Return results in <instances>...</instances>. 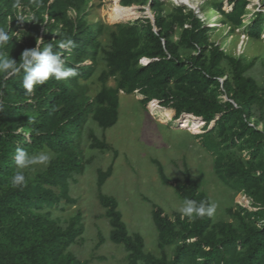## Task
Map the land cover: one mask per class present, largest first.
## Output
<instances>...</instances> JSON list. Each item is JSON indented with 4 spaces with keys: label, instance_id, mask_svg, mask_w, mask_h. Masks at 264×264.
Masks as SVG:
<instances>
[{
    "label": "trees",
    "instance_id": "16d2710c",
    "mask_svg": "<svg viewBox=\"0 0 264 264\" xmlns=\"http://www.w3.org/2000/svg\"><path fill=\"white\" fill-rule=\"evenodd\" d=\"M89 1L0 0V29L9 35L8 42L0 45V55L8 52L19 63L22 53L37 47L40 39L41 51L51 44L64 68L76 71L65 80L50 78L35 86L31 95L23 88V70L8 78L0 74V264H90L69 252L84 234L82 214L62 227L49 218L46 208L62 199L76 202L69 196V183L86 169L85 127L93 119L103 130L113 128L120 117L121 94L140 95L143 109L160 110L174 127L202 129L199 140L216 155L220 180L234 181L239 189L253 188L236 209L229 210L238 227L215 224L214 216L191 222L187 217L181 219L180 213L169 215L153 205L158 258L146 254L141 235L129 234L117 199L102 193L113 166L100 170L98 200L112 229L110 241L126 249L128 264H264V162L252 168L219 155L220 149H243L244 144H248L251 160L264 151V133L252 122L255 109L264 119V89L245 76L247 68L240 59L229 60L233 80L224 77V50L210 41L214 28L190 0H182L179 15L171 21L161 13L165 0H116L109 11L116 23L110 51H103L104 24H93L87 18L92 7ZM246 9V0H225L212 6L224 19L222 24L233 26L242 24ZM27 14L34 22L43 21L39 35V27L29 26ZM22 17H26L25 24ZM122 20L129 23L127 28ZM186 22L181 45L175 44L177 26ZM22 28L34 33L24 45L16 38ZM263 28L264 20L256 18L247 27L248 36L259 38ZM65 39L73 40L75 46L61 49ZM180 46L193 51L188 60L182 59ZM101 52L108 70L99 77L100 93L89 97L84 84L96 74ZM111 79L115 86L108 85ZM218 94L225 97L224 103ZM89 138L91 148L112 150L106 140L92 133ZM18 148L29 155L45 149L55 155L34 181L24 172L26 182L19 188L10 183ZM158 169L163 185L172 187L178 197L212 203L190 175L170 179L162 165ZM100 238L103 244L105 238ZM170 248L174 249L171 255Z\"/></svg>",
    "mask_w": 264,
    "mask_h": 264
},
{
    "label": "rangeland",
    "instance_id": "374dc122",
    "mask_svg": "<svg viewBox=\"0 0 264 264\" xmlns=\"http://www.w3.org/2000/svg\"><path fill=\"white\" fill-rule=\"evenodd\" d=\"M115 1H89L92 7L87 16L88 20L93 24L97 22L104 24L105 32L101 37L103 51L111 50L110 34L116 29V23L111 21L109 11ZM190 1L202 12L201 17L214 28L210 34V41L220 44L224 50L225 60L221 66L225 72L224 77L233 80L229 60L240 59L247 68L245 76L253 79L260 89H264V28L257 39L250 38L247 33V27L256 18L261 17L264 20V0H246L247 9L239 26L222 24L224 19L212 10V6L225 0ZM181 5L182 0H165L161 13L171 21L173 16L179 15L178 9ZM25 18L22 17L23 24ZM26 19L29 26L31 24L39 27L36 35L43 31V21L34 22L30 14H27ZM120 23L125 28L129 24L124 20ZM186 24L187 22L178 24L173 36L175 44H180ZM33 35V31L22 28L18 30L16 38L19 44L24 45ZM180 54L182 59L188 60L193 51L180 46ZM4 56L13 58L8 52ZM107 70L106 57L101 52L96 74L84 84L88 87L89 97H95L100 93L102 84L99 77ZM108 85L115 86L114 79H111ZM217 98L221 103L225 102L222 94H218ZM141 99L138 94L120 95V117L113 128L103 130L93 119L89 120L83 137L86 169L80 175L75 174L69 183V196L76 202L67 203L62 199L58 205L46 208V211L50 212L49 218L62 227L69 226L78 213L82 214L84 234L71 246L69 252L90 264H128L129 255L123 246L110 241L112 229L106 218V210L98 200L100 170L107 171L113 166V174L105 183L102 193L117 199L129 234L141 235L145 241L146 254H153L158 258L161 257V252L153 221V205L173 215L179 213L177 209L185 200L178 197L172 187L163 185L159 177L158 164L162 165L170 179H184L190 175L197 182L199 189L217 205L214 214L215 224L229 223L238 227L237 220L230 215L229 210L236 209L253 191V188L248 190L237 188L234 181L220 180L217 175L216 155L204 148L199 140L198 136L202 129L198 131L195 125L188 128L174 127L160 110L143 109ZM252 112V122L258 123L259 130L264 133V119L259 118L258 110ZM91 133L100 140H106L112 150L91 148L92 141L89 138ZM247 148L248 144H244L243 149H220L219 155L234 161H242L247 167L257 168L259 163L264 162V151L257 160H251ZM42 152L51 153V161L55 157L48 149ZM50 162L47 165L31 166L24 172L34 181L38 175L45 172ZM56 192L60 193L59 190ZM100 236L105 238L103 244L100 243ZM173 250L168 249V254L171 255Z\"/></svg>",
    "mask_w": 264,
    "mask_h": 264
},
{
    "label": "clouds",
    "instance_id": "9594fccd",
    "mask_svg": "<svg viewBox=\"0 0 264 264\" xmlns=\"http://www.w3.org/2000/svg\"><path fill=\"white\" fill-rule=\"evenodd\" d=\"M8 40L9 35L0 29V45L7 43ZM40 42L42 40L38 39L37 47L25 50L19 63L13 58L0 55V74H4L5 78H8L23 70V88L28 95L33 93L35 86L43 85L50 78L60 81L76 75L75 69L64 68L63 59L59 54L53 52L51 44L41 51ZM74 46V41L71 39H65L59 45L61 49L65 50H70ZM51 159V153L41 152L33 156L24 149L18 148L14 157L16 170L11 177V185L17 188L23 187L26 182L24 170L34 165H47ZM177 210L181 214V219L187 217L190 221H194L196 218L205 216L213 217L217 205L215 203L206 205L204 202L198 204L195 200L185 199Z\"/></svg>",
    "mask_w": 264,
    "mask_h": 264
}]
</instances>
